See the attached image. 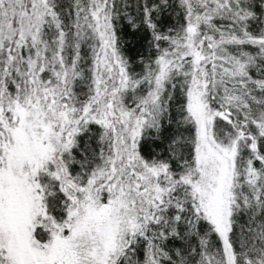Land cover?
<instances>
[{
	"label": "snow or ice",
	"instance_id": "6c2138e0",
	"mask_svg": "<svg viewBox=\"0 0 264 264\" xmlns=\"http://www.w3.org/2000/svg\"><path fill=\"white\" fill-rule=\"evenodd\" d=\"M0 264H264V0H0Z\"/></svg>",
	"mask_w": 264,
	"mask_h": 264
}]
</instances>
